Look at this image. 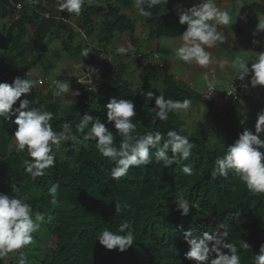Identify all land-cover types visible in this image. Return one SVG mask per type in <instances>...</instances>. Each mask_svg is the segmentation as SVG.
<instances>
[{
  "label": "trees",
  "instance_id": "trees-1",
  "mask_svg": "<svg viewBox=\"0 0 264 264\" xmlns=\"http://www.w3.org/2000/svg\"><path fill=\"white\" fill-rule=\"evenodd\" d=\"M112 1L114 5L101 23L103 36L99 43L103 48L117 34L129 32L132 39L134 36L135 22L123 11H137L135 0ZM173 1L160 0L148 9L151 15L145 17L146 23L155 30V37L180 36L186 30L187 26L179 23V15L187 11L177 10ZM101 2L93 0L92 6L84 7L82 19L77 24L80 28L90 26L93 19L99 18ZM56 4L59 0H37L36 3L0 0V83L11 85L16 77L28 79V73L37 68L51 72L55 67L47 62L53 41L61 43L64 54L80 56L78 61L82 64L87 60L94 66L95 60L105 56L102 48L72 47L79 33L74 29L68 32L71 31L70 24L65 21L68 15L61 14L63 21L55 19L60 12L50 8ZM18 5L22 7L20 11L16 9ZM255 8L258 15L264 16V8L258 5ZM47 14L49 18H44ZM28 27H33L32 34ZM86 34L91 36L93 32ZM85 50L88 57L82 55ZM123 68H105L100 77L101 86L96 90L78 88L80 95L67 109L62 108L59 101L39 99L33 90L20 98L33 101V107L51 111L50 123L54 131H63L65 125H70V133L78 141H65L59 148L53 146L54 165L35 180L24 171V160L31 158L26 150L17 152L12 139L17 127L13 123L16 116H10L7 121L0 118V150L5 152L0 156V194L23 199L31 204L33 215L42 213L45 216L39 231L33 234L32 243L14 252L11 259L0 258V264H195L185 258L189 250L183 239L185 232H192L190 238H201L206 232L222 231L221 224L227 226L229 242L237 245L241 264H254L253 256L264 245V195L250 192L231 173L227 178H213L211 173L216 159L224 156L244 130L255 134L256 116L244 123L225 125L223 131L220 130L223 137L188 136L195 147L186 161L177 158L176 164L165 168L163 162L155 161L156 150L152 149L151 164L131 167L126 176L113 179L110 169L114 164L99 154L94 140L84 139L91 125L84 133L76 128L83 115H91L104 123L114 133L117 147L121 138L106 117V105L113 96L134 103L136 135L160 132L166 138L169 130L182 134L181 123L174 112L168 114L166 121L155 117L152 111L155 100L148 101L141 95L150 91V87L145 82L134 87L123 78L126 72ZM169 92L163 94L166 99L173 97ZM18 107L19 101L13 111ZM260 135L264 138V132ZM10 151L13 152L10 154ZM261 151L264 154V150ZM185 165L193 168V175L182 172ZM53 184L59 185L56 204L50 202L49 189ZM181 195L192 207L186 217L181 216L174 204ZM125 222L134 233L133 246L120 252L107 250L99 244L97 238L105 228L122 234L119 227ZM241 239L250 245L249 249L239 248ZM222 251L228 254L227 249Z\"/></svg>",
  "mask_w": 264,
  "mask_h": 264
},
{
  "label": "clouds",
  "instance_id": "clouds-1",
  "mask_svg": "<svg viewBox=\"0 0 264 264\" xmlns=\"http://www.w3.org/2000/svg\"><path fill=\"white\" fill-rule=\"evenodd\" d=\"M30 2L36 3L37 0H30ZM88 2L90 3L91 0ZM85 3L86 0H59L58 6L61 11H67L78 17ZM159 3L160 0H135V8L140 16L147 17L151 15L148 9ZM179 23L187 27L180 35L181 43L175 48L173 59L200 67L217 63L207 49L213 48L217 42L224 41L225 37L221 31H218V26L231 23L229 12L221 10L215 0H199L187 12H180ZM76 30L79 31L78 28ZM257 31L264 32V19H259ZM254 43L256 42L254 41ZM120 51L123 52L124 49L121 48ZM82 55L88 57L89 53L85 50ZM224 63L227 64L228 61ZM248 65L249 62L246 59L237 56L231 62L235 78L243 81L251 74L250 85L253 87L264 86V52L258 53L255 62L251 63V67ZM78 67L83 68L82 63ZM88 68H90L88 73L97 71L91 69L90 63ZM98 82L100 84H96L95 89L89 88L84 84L85 82L82 84L86 90H96L101 86L100 78ZM206 82L209 89H214L219 80L212 78L207 79ZM36 83L37 81L25 77H16L11 85L6 82L0 83V118L7 121L10 116H16L13 123L17 127L12 139L16 144L17 152L26 150L28 157L31 158L24 160V171L32 180L43 176L44 170L54 165L56 157L53 153V146L59 148L62 142L69 140L74 143L78 142L76 136L70 133V125H65L63 131H54L50 123L53 119L51 111L31 106L33 101L28 99H20L30 93ZM52 83L55 86L53 92L55 97L64 99L65 94L70 92V84L66 81L57 79ZM241 92L243 91L238 94ZM71 95L78 97L80 92L71 91ZM141 95L148 101L155 100V107L152 111L155 113V117L161 121H166L170 112H188L192 104L190 99L174 101L166 99L164 95L155 96L151 91L142 92ZM17 101H19V107L13 111V106ZM106 117L108 122L114 124L115 132L121 138L118 147L114 145V133L109 131L99 119L91 115H83L76 128L79 132L84 133L85 129L91 125L84 139L94 140L99 154L114 164L110 169L113 179L118 180L126 176L131 167L151 164L153 162L150 154L152 149L156 150L155 161L163 162L165 168L176 164L177 158L186 161L192 155L194 143L190 142L187 135L180 134L175 130H169L166 133V138L160 132L136 135L137 123L133 122V117H136L135 105L129 99L111 97L106 105ZM262 132H264V111L258 114L255 134L244 130L234 144L226 149L224 156L216 159L215 167L211 173L212 177L227 178L231 173L238 177L250 192L264 195V154L261 151L264 150V138L260 135ZM182 172L191 176L193 168L190 165H185ZM58 189V184H53L49 189L52 204L57 203ZM13 190H15L14 186ZM174 204L182 217L190 214L192 207L184 196H177ZM116 210H119V205H116ZM44 221V214L33 215L30 203L23 199L9 198L7 195L0 194V258L31 244L33 234L39 231L41 223ZM219 227L222 231L206 232L201 238H190L192 232H185L183 239L189 246L185 258L195 264H241L237 245L228 240L227 226L221 224ZM119 232L122 234H116L105 228L98 236L97 241L107 250L118 249L120 252H124L133 246L135 237L127 222L120 225ZM239 248L249 249L250 245L241 239ZM223 249H227L228 254H225ZM253 260L254 264H264V245H261L259 253L253 256Z\"/></svg>",
  "mask_w": 264,
  "mask_h": 264
},
{
  "label": "crops",
  "instance_id": "crops-1",
  "mask_svg": "<svg viewBox=\"0 0 264 264\" xmlns=\"http://www.w3.org/2000/svg\"><path fill=\"white\" fill-rule=\"evenodd\" d=\"M198 2L199 0H174L173 4L179 11H188ZM215 3L221 10L229 12L231 23L218 26V31L223 33L225 39L207 49L217 61L207 67L173 59L175 48L181 43L180 36L155 37V30L147 25L145 16L137 14H133L135 17L132 19L136 20L133 39L129 32H125L117 34L105 48L98 43V49L102 48L105 56L98 58L96 63L107 60V65L111 67H124L126 72L123 78L134 87H139L145 82L155 96L170 91L169 95L173 97L169 99H190L192 104L188 112L174 114L181 123L183 135L199 138L208 136L216 129L223 131L225 125H231L233 122L244 123L264 111V86L250 85L248 89L232 98H224L222 95L241 81L235 78L231 62L240 56L246 59L249 62L248 67H251L258 53L264 52V32L257 31L259 19H264V16L258 15L255 8V5L264 8V0H215ZM92 4L93 0L90 3L86 0L83 7H90ZM113 5L112 0H102L99 7L104 11L105 7ZM121 48L124 49L123 52L120 51ZM225 61L228 63L225 64ZM147 62H152L153 66L146 67ZM83 66H86V63H83ZM85 71L79 74L85 75ZM101 75L93 81H99ZM212 78L218 79L219 83L212 89L214 92H211L209 100L204 102L201 96L209 93L206 81Z\"/></svg>",
  "mask_w": 264,
  "mask_h": 264
},
{
  "label": "rangeland",
  "instance_id": "rangeland-1",
  "mask_svg": "<svg viewBox=\"0 0 264 264\" xmlns=\"http://www.w3.org/2000/svg\"><path fill=\"white\" fill-rule=\"evenodd\" d=\"M109 8H111V7H109ZM109 8L105 7L104 11L99 10V15H100L99 18L93 19V24H91L90 26H86V27L81 26L84 28V30H82L83 28H80V26L77 25L78 22L82 19V15H83L82 11H81V14L77 17L73 14L68 13L67 11H61L58 4H56L55 7L53 6L50 9L52 11H59L60 12V13H58V15L55 16L56 17L55 19H57L59 21H63V16L61 14H65V15L69 16V18L67 20H65L66 23L68 25L70 24V26H71V31L70 30L68 31L69 33H71L73 29H74V31H77L76 30L77 28L79 29V31H77L79 34H77V36H75V40H74L73 46H72L75 49L79 46L85 47L86 45L98 48L99 40L103 36V30H102V24L101 23H102L105 15H108ZM83 9H84V7L82 8V10ZM123 13L128 17V19L132 20V19H134L133 17H135V15H133V14H137V11H134L133 13L129 12V11H123ZM8 21H10V20H8ZM133 21H136V20H133ZM4 23L10 24L11 22L4 21ZM0 27H1V24H0ZM28 31L30 32V34H32L33 27H28ZM89 31L93 32V34L91 36H88L86 34V32L89 33ZM139 48L142 49V47H140V46H139ZM50 49H51V51L48 53V57L50 59H48L47 63L54 65L53 67H55V68L49 73H45L40 68H37L36 70L28 73V79H33V80L37 81V83L35 84V86L32 90L37 92L39 99H48V100L53 99L52 101H54V100L59 101L61 103L62 108H64V109L69 108L76 99V97H73L71 95V91H77V89L80 88L81 86H83L84 84L87 85L89 88L93 87V89H95L96 84H98L99 82H98V80H96V81H93V80H95V78L97 76L102 74L104 72L105 68L111 67L110 65H107V60H100V61L98 60L99 62L96 63L91 68V69H96L97 71L95 73H91V72L88 73V70L90 68H88L87 64H89V62H86L87 61L86 60V61H84V63H86V66H83V68L78 67V65H80L82 63L81 61H78L80 59V56L75 55V53H73L71 55L64 54V52L61 51V43L59 41H53L52 44H50ZM142 52H144V51H142ZM72 65H73V67H72ZM84 70H86L85 75H81V73H83ZM79 72H81V73L79 74ZM57 79H59L61 81L64 80L70 84V92L68 94H65L64 99H63V97H55L53 95V92L55 91V86L52 83V81L57 80ZM82 82H85V83L82 84ZM133 83H135L134 85L137 86L136 81H134ZM97 87H99V86H97ZM256 123H257V117H256L255 125H256ZM211 134L214 135V139L218 138V137H223L221 135L220 130H217V129L214 130V132H212ZM63 144H64V142L61 143V145H63ZM12 152L13 151H10V154ZM3 155H5V152L0 150V156H3ZM0 162H1V160H0ZM13 254H14V252L9 253L8 255H6L4 257H8L11 259V256Z\"/></svg>",
  "mask_w": 264,
  "mask_h": 264
},
{
  "label": "built area",
  "instance_id": "built-area-1",
  "mask_svg": "<svg viewBox=\"0 0 264 264\" xmlns=\"http://www.w3.org/2000/svg\"><path fill=\"white\" fill-rule=\"evenodd\" d=\"M16 9L18 11H20L22 9L21 5H18L16 7ZM44 18H49V14L45 15ZM152 65H153L152 62L146 63V66H152ZM250 81H251V74L248 77H246L243 81H241V83L239 85L232 86L230 89L223 92V94H222L223 97L231 98V97L237 96L240 91H244L247 89V87L251 84ZM211 92H214V91H212V89H210L209 93L206 92V94H203L201 96L202 101H204V102L208 101L209 96L211 95Z\"/></svg>",
  "mask_w": 264,
  "mask_h": 264
}]
</instances>
